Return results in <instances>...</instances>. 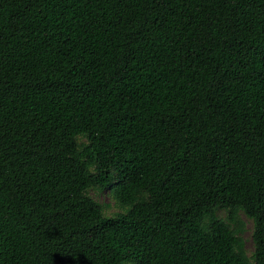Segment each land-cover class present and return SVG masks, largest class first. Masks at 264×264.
I'll return each mask as SVG.
<instances>
[{"label":"trees","instance_id":"16d2710c","mask_svg":"<svg viewBox=\"0 0 264 264\" xmlns=\"http://www.w3.org/2000/svg\"><path fill=\"white\" fill-rule=\"evenodd\" d=\"M0 264H264V0H0Z\"/></svg>","mask_w":264,"mask_h":264},{"label":"rangeland","instance_id":"374dc122","mask_svg":"<svg viewBox=\"0 0 264 264\" xmlns=\"http://www.w3.org/2000/svg\"><path fill=\"white\" fill-rule=\"evenodd\" d=\"M98 199L101 202H104L108 204V212L112 213L114 211L120 210V208L117 207V205L113 202V200L110 199V196L107 194H96ZM228 214L226 209H219L217 211V215L219 217H226ZM240 220L243 223L244 230L242 232V238L244 239L245 243V250L249 256H251L254 252L255 246L253 242V237H252V231H253V221L248 218L244 213L240 214ZM240 225V224H239Z\"/></svg>","mask_w":264,"mask_h":264}]
</instances>
